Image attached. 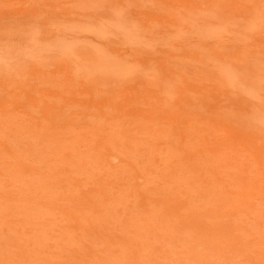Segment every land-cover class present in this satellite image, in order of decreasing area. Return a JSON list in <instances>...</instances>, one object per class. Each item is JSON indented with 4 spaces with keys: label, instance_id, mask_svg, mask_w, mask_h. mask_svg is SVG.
<instances>
[{
    "label": "bare ground",
    "instance_id": "obj_1",
    "mask_svg": "<svg viewBox=\"0 0 264 264\" xmlns=\"http://www.w3.org/2000/svg\"><path fill=\"white\" fill-rule=\"evenodd\" d=\"M132 3H134L133 5L136 7L135 9H138L136 13L134 12L135 16L133 15L132 11L128 10V7L131 6ZM61 4L65 9H68L66 16H61L54 19L50 23V28H48L47 31L44 32L42 29L40 28L35 29L34 27H27L24 30L23 29L18 30L19 35H21L20 36L21 39L19 41H16L15 45H17L16 49L21 47L22 52L20 54L15 53V55L11 56L8 62L9 67L6 68V71H12V73H10L9 76L13 78L12 82L14 83V88L20 90L18 93H15L16 96H18L17 100L19 102L14 101L12 106L13 109H16L18 108V104L22 103L23 101L26 103L31 102L30 104L31 109L29 110L30 112L28 111L25 113L28 116H31L33 119L35 120L37 119V121L31 122L32 119L27 116L29 119H31L30 122L24 120L23 118L22 119L24 120L25 123L21 122V119L20 121H18L17 119L15 121L8 122L9 126L5 132L7 140H0V152H4L3 153L4 156H8L12 158V162L15 164V166L17 165L18 167L21 166L22 164H26V162L23 161V158H25L26 156L30 158H35L33 162L34 164H36V166H38V163L40 164L41 162H43L44 159L46 161H52L54 159V156L51 157L53 153L50 150L46 151L42 149L44 136L46 137L48 135V133L43 131V129H45V126L43 127L42 125L43 120L46 121L47 123H53V124L57 123L55 119L58 113L60 112L61 116L65 115V117H63L64 118L63 123L66 124L72 123L76 120V118L80 120L88 118L90 114H88L87 111L90 108L96 107L95 104H92L90 106L88 105L86 108L82 109L81 111L77 109L68 111V108L71 106V102H65L67 100H64V102L61 104L59 103L57 104L55 102L43 103V98L48 100L56 97V94L53 93L51 89L53 87H59V90H65L67 89L66 86L70 85V83H72L73 81H74L73 83L89 84L92 79L96 78V76L100 74L103 75L104 77H113V80L122 82L123 84L129 83L133 80L136 83L142 81L145 82V84H148L149 86L152 87L150 88L151 91L155 90L154 87H157L156 90L158 92L161 91L164 92V95L161 98L163 99L165 106H167L168 104L171 105L173 102L172 99L174 98L173 96L174 93L177 95L179 94V92H177V89L179 88L178 84L176 83L175 79L169 75L174 72L171 71V69H168L165 66V64H161L163 67L156 69L155 72H149V73H146L139 68L127 67V64L130 63V60H128L125 57V55H126V50L130 48H134L135 50H139V51L140 50L152 51V53L157 55L164 54L166 56H169L172 54L175 57H178L180 55V56H184L189 61H194L195 63L203 64L207 67H212L211 68L212 73L217 76L218 80H220V84H217L216 86V89L220 91L219 94L227 95L226 93H231L237 96L236 99L234 100L230 98L228 95L227 98L226 97L224 98L225 100L232 99L236 103L237 102L242 103L243 106L238 104V106L240 107H236V108L240 111L238 112L240 113L238 116L243 118V120L247 124L245 131H242L245 137L241 136L242 138H239L238 136H240V133L238 132L237 133L238 136H235L233 142L238 141V139L243 141L245 150H249L250 153H252L256 159H247L246 157L249 163H245L244 162L245 160L243 161V159L237 158V155L239 153L238 149L234 151L235 155H231L230 151L226 149L229 147V145H231V143H233L232 140H230L231 137L227 136V134H226V138H229V140L227 139L229 141V145H227L226 143L223 144V142L220 141L222 142V146L223 145L225 146L223 148H220L219 146L218 147L216 146V144L221 145V143L218 144L219 139L217 138H220L223 135L216 137L212 141V139H209L210 134L208 135L209 132L211 133V128L205 126H204L205 128L203 127L199 128L196 125H192L193 119L185 120V122L186 121L187 122L184 124H187L190 127V129L193 128L191 132L192 131L195 132L194 134L192 132V136L195 135L196 133L197 135L191 137V135L187 132V130L184 127L185 132L183 129L182 133L178 134L180 135L179 136L180 140L178 145L173 146L178 153L175 156L176 159L172 160L170 163L168 162L166 168L163 167V169L168 168L169 171L165 173L166 170L164 171L162 169L163 171H161V169H159L162 167L161 165L158 166L159 164L157 163L158 159L156 158V155H152V157H149V160L151 161L150 164L154 163L155 165V167L151 169V171L157 173V175H159L161 179L166 178L168 179V182L169 181L173 182L172 178L176 175V173L171 169L172 164L176 161L179 162L183 161L184 164H187L189 167L194 169L193 173L197 175L196 182L199 181L201 183L195 187L196 189L203 190L202 192H199L197 195L200 198H206L208 200V203L213 208V211L215 212H213L211 210L212 208L209 207L208 209L206 208L203 209L202 213L194 212V210H192L193 213L191 212V210L188 211L187 214L183 212L178 213V209L184 207V203L187 204V202H184L186 201L184 200L183 201L184 203L181 201L180 203H177L176 202L177 196L174 197L167 196L169 194L173 195L172 194L173 189H171L172 191H170L167 188L166 189L168 190V193H166L167 190L163 188V190H165L164 192L167 194V195L165 194L166 197L165 198L162 197L160 200H156V204L154 206L159 207L163 202L165 204L164 212L166 214L170 215L175 211L177 212L175 213V216L176 218H179V220H181L180 224L183 225V226L182 225L178 226L177 222L179 223V221L175 222L177 225L176 226L177 229L175 232H177L176 235L178 237L181 236L178 235V232L179 234H182L183 230L192 227L189 225L190 223H188L190 219L195 220L194 218L192 219V217L197 216L200 217V219H202L201 217H203L207 220L208 218H211V220L215 219L220 222L222 219L221 216L227 217L231 215L230 214L231 212L230 213L228 212L230 207H233L230 209H234L236 207L235 210L237 212L238 206L245 205L247 203L246 200L247 197L251 196L257 199L259 202L264 200V177H260L259 175L260 173L258 172V171L261 172L264 167V162H263L264 160V90L261 88V85H263L261 84V82L262 83L264 82V48L261 47L260 45L262 44L264 46V0H252L250 2L249 0H201V1L183 0L178 5H168L169 3H167V0H63ZM166 6H167L166 9L168 10L167 14H163L162 15L163 17L161 16L163 21L157 22L156 20V16L158 15L157 10L159 11L161 7H166ZM140 8H144L145 11L143 12L140 11L139 10ZM97 10H101V14L98 15ZM150 18H153L156 24L147 23L146 21L149 20ZM250 39H252V42H250ZM258 46H260L261 48ZM82 47L89 49V53H90L89 58H84L80 54V48ZM249 48H252L251 51L248 50ZM177 49H180V51L178 50L177 52H175ZM0 62H2L1 56H0ZM55 63L61 64L64 72H67V74L60 73V75L63 76V79L61 80L54 81L55 78H53L51 81L45 80L43 78V69L47 70L46 68H48V66H52ZM26 65L29 66V69L23 70V68ZM30 70H31L30 75H32V77L28 79V82H30L32 79L33 81L37 79V81H35L37 88L35 91V96L33 97L32 95L29 96L28 94L29 88L28 89L22 88L28 86L25 84L24 79H21L25 77H22V75L19 74V73H23L24 71H30ZM36 74H39L41 77H37L38 75ZM16 75L18 76V78L19 77L21 78L19 79L15 78ZM43 84L47 86L43 87ZM87 87H91V85L90 86L88 85ZM179 90H180V95L178 97V104L179 103L185 104L184 101L186 97L182 95L181 89ZM97 93H101V92L98 90ZM23 95H26V98H20ZM194 97H196L198 103L197 104L195 103L194 107L191 109V113H193V111H197L198 107L203 108L204 112H208V114L211 117L217 116L220 120V123L221 124L223 123L222 124L223 126L225 125L229 126L230 128H228V131H234V128L226 122V120L227 121L230 120L229 117L231 115V113L225 111V109L227 108L226 104L221 105L220 111H210L209 104H207V99H206L210 97V95L207 92L202 91L200 92L199 95ZM28 98H30L32 101L27 100ZM218 101H222V99H219ZM101 108L108 110V112H104L103 114L99 115V119H104L103 121L105 122L107 120L106 116L117 110V105L116 104L110 105L109 103H105L102 105L101 102V104L99 105V109L101 110ZM233 119H236V117L235 118L233 117ZM101 121L102 120H100V122ZM107 129L108 128H105L104 130L99 131L96 136V139L94 140L93 149L98 150V154H97L98 157L97 160L95 161V164L100 165L101 158L105 159L104 161L106 162L109 161L112 166H116V165L120 166L118 165L120 163L121 165L125 164L128 167L127 170L131 172L130 175L132 174V178H136L135 181L138 180L137 181L138 183H135L136 186L137 187L141 186V184H139V180L140 183L142 181L144 182L145 177H143L144 173L142 174L140 172L141 174H139L140 171L139 169H141L140 167H142L146 162L145 159H142L140 157L138 159V157H136L138 152L142 150V148H140L141 144L139 145V147H134L133 145L128 143L126 145L127 152L125 150L124 151L125 153L123 152L124 155L122 157L121 156L122 153L120 155L118 152L112 151L110 145L113 139L111 137L113 136L112 134H109L107 132ZM176 134L174 133V135ZM29 136L30 139H32L31 141L28 138ZM159 136L160 135H156L153 137V139L154 140L158 139ZM252 137H254V139L260 143L253 144L254 139H252ZM24 138H26L27 141H25ZM39 138H41L40 139L41 142L37 140ZM189 138H190V142L194 140V142H191L193 148L195 147V145L197 146L195 147L197 148L195 151L194 149L193 151L191 150L192 148V146H190L191 144L187 145L185 143V140L188 141ZM8 139L10 141L12 140V142L20 141L22 139V142L19 143L18 145L15 144L17 146L14 147L12 142L11 144L8 142L9 141ZM141 139H135V140L137 141V143H139V140ZM222 139L220 138V140ZM44 140L49 141L51 143V139L49 138ZM198 140L200 141V143L198 142L197 145L196 143ZM203 142L207 143L205 146L206 149L203 146L205 144ZM208 142H210L209 143L210 145L208 144ZM14 143H18V142H14ZM164 143L166 142L163 141V144ZM161 144L162 142H159V145ZM212 144L215 145V147L211 146ZM172 145H174V143ZM199 145L202 146L203 148L200 147ZM38 146H40V148L37 149ZM189 146L191 147L190 149H188ZM55 148L58 149L57 154L61 155V158H63V160L69 161L70 163L74 164L75 169L77 171H83V168L86 169V166L88 164L86 157L78 154L77 155L72 154L70 151L72 148H70L69 145L57 146L52 148V150H54ZM100 149H102V151H100ZM64 150L66 151L64 152ZM207 151L213 153L207 155L205 154V152ZM180 153L181 155H179ZM126 154L129 155L128 159H126L125 157ZM213 154L215 155L212 156ZM72 156H74V159L71 160ZM124 157L126 161L123 160ZM210 157H214V158L211 159ZM129 158L133 161H131ZM197 159H199L198 162H196ZM134 160H136L137 163L136 161L134 162ZM254 160H256L258 165L260 164L259 166L261 167H255L251 169L252 166L250 165V163L253 162ZM218 161H221L223 163L215 165V163H217ZM33 162L31 161V163L28 164L30 168H33L31 166L33 165ZM137 164L138 165L140 164V167L139 166L137 167ZM226 165L230 169H228L227 171L221 170L222 167ZM44 166L47 167V165H42L39 168H36L37 174L39 173L38 169H43ZM103 166H104L103 164L102 166H100L101 170L102 168H104ZM4 168H7L6 162H2L0 164V176L6 175V172H4L3 170ZM11 170L14 171L16 169H11ZM106 170H103L105 172L103 173V175L101 174L102 176L95 178V182L98 184V187L87 188L85 190H82L84 188L81 189L82 185L77 182L78 179L76 177L70 176V178L73 180L72 181L73 185L76 187V189L80 190V197H77L74 196L73 194L66 192L65 189L67 188H64L66 187V185L62 183L64 178L57 176L58 174L64 173L65 171L72 172V170L65 168L63 165H59V164L50 165L48 171L45 174L47 183L44 188L50 189L49 196L53 197V199L54 196L57 194L55 200L59 202L63 201L62 205H64V207L62 208L63 209L62 212H64L66 217H68L70 220L76 221L74 224H69V228L73 229L74 231H78V230L83 231L77 234L79 238L83 237L84 239H87L86 237L92 236L90 232H93L94 235L99 233L105 237L106 240L105 242H107L108 245L112 246L118 244V242L116 241L117 239L116 238H115L116 240L114 239L113 237L114 235L112 236L109 235L110 232L107 229L111 228V226L108 227L107 225H103V221H105L106 218L109 217L108 213H110V211L107 209L105 210L103 209V207L97 205V200L93 201L91 195V193L93 192L101 196L103 198L101 201L102 203H106L110 201V199L111 200L113 199L111 196L108 195L107 187L113 186V184L115 183L114 179H109L108 177L103 178V177L107 175L106 173H109L108 174L109 176L112 175L113 174L112 171L115 169L111 171H109V169ZM115 171L117 173V170ZM121 172L122 170L118 169V174H120ZM207 172H210L209 173L210 176L208 175L209 177L207 176L206 178L205 173ZM222 172L224 173V175ZM249 172H251L252 174L249 175L250 174ZM211 174L215 178V180L213 179V177H211ZM46 179H42V181ZM190 179L187 180L185 179L186 181L184 180V182H186V184L188 183L189 185L193 184L195 181L192 178ZM212 180L214 181L212 182ZM213 183L214 184L216 183L217 185H214ZM212 184L218 188H220L221 185L223 187V188L221 187L222 191L224 192H221L220 195H217L216 193L217 188L213 187ZM230 184H233L234 188L230 189L231 187ZM122 185H124V183L122 182L117 183V187L119 188L120 191L124 190L123 188L120 189ZM118 188L116 189V191L118 190ZM76 189L75 191H77ZM135 193H136L135 195H137L140 199V201L138 202L139 206L141 205L143 206V211H145L146 214L144 215L143 218L139 220L140 222H142L141 226L137 225L138 220L131 222L129 219L123 217L121 219L122 222L121 223L119 222L120 225L124 227L123 233L132 234L133 236L132 238H136L140 233L139 236L143 238L145 237L144 239L145 241L149 239H152L154 241V239H156L154 242L151 241L148 246L150 247L152 245L151 247L153 248L151 249H153L154 252L157 253L161 252L162 247L160 245H157V243L160 242L161 239H163L164 237L162 233L160 234L159 232H157L160 231L159 226L161 225L159 226L157 225L159 228L158 227L155 228L154 226L156 225H152L151 223H152V219H154V221L155 220L161 221L160 217L162 215L160 214L156 215L153 212L151 213L152 209L149 210V208H147V204L145 203L148 196L145 195L142 192V190L136 189ZM222 193H224L225 195ZM162 194L164 195L163 192ZM8 195L9 194H6L4 196H8ZM38 197H40V195L36 194V197L33 198L30 197V198L34 199ZM234 197H238L236 201L239 202L238 203L239 205L237 204L234 206V202H236L233 199ZM23 198L21 200L23 202L29 200V198L27 197L24 199ZM232 200H234V202H231ZM232 203L233 206H230L228 208L227 206L232 205ZM178 205L180 208L178 207ZM213 206H215L216 208ZM225 206H226V210L224 209ZM91 207L93 208L92 211L97 214L96 216L98 219H95L97 220L96 224L91 223L90 220H88L87 218L88 216L85 215L83 216L82 213L84 212V210L88 212L89 210H91L90 209ZM214 209H217L218 211ZM117 212L118 214L121 215L120 209H118ZM106 215L107 217H105ZM173 215L171 214V216ZM6 216H9V214L4 213L0 215V223L3 225L6 223V220L3 221V219ZM84 217L86 218L83 221L82 219ZM216 217H218V219L220 220H218ZM28 220L27 218L24 219L20 217V218L8 219L7 221L12 222L14 224H19L23 226V228L26 225H29L25 227L24 232L25 234L27 233L30 234L34 231V226H33L34 223ZM163 220L166 221V219ZM197 220L196 222L194 221L192 222L200 223L198 225L202 224L200 227L204 226L205 222H199V221L197 222ZM223 220L221 221V223L226 222V221L224 222ZM165 221L163 222L161 221L159 223H163L164 225H166L167 222ZM156 222L158 223V221H155L154 223ZM85 223L87 224V226H85ZM168 225L170 224H167L166 226L168 227ZM172 225L173 224H171V228L169 227L167 228L166 226H164L166 227L165 229L162 226L163 227L162 229H164V234L166 233V230L168 232L169 229L172 230L173 228H176V227L172 228ZM65 226L67 227V225ZM97 227L99 228L96 229ZM200 227H198L199 231L198 230L197 231L201 233V236H203L205 239L203 241L202 240L203 238L201 237L202 244H204L205 248L219 252L221 249H223L219 245L222 243V245L224 246L225 245L233 246L232 248H230V251L232 252L231 254H237L238 252H240L237 251L238 248L235 246L238 242L235 241L234 239L228 238V240L227 239L221 240V237L224 236L228 237V236L221 235V237H219L220 236L218 234L219 232L217 233L218 234L217 236L211 229L210 231L213 233L205 232L206 230L200 232V230H203L200 229ZM20 229L21 228H18L16 229V231L18 230V232H20ZM57 229L53 230V232L58 231ZM192 230L194 231L195 229ZM59 231L61 232V227L59 228ZM173 232L174 231H172L171 233ZM194 232L196 234V231ZM48 234H50V231L48 232ZM62 234L58 233L56 237L61 240L59 241V244L62 246L63 249H65L63 251H67L66 248L69 246L70 242L68 243L67 247H65V244H67L65 242H67L68 239L69 241L73 239H71L69 235H68L69 237L67 235L66 237L64 236L62 237L61 236ZM211 234L213 235L211 236ZM173 235L170 234V236L169 235L168 236L171 239V236ZM199 235L195 237H199ZM132 238L128 240L129 242L130 240L132 241L130 242V244H128V242L126 243V241L123 242L125 243V247L127 248L126 250L129 252L127 253L128 254L127 259L128 258L130 259L129 255H131V259H133L134 263L142 264L141 263L142 255L140 256L139 252L142 251L143 248L145 247L139 248L141 246L140 245L141 241L139 242L133 241ZM190 238L193 241L194 235H192ZM237 238L239 239V237ZM8 239L9 241H14L12 244H10V246L15 248L11 252L13 254V257L10 256L11 253L8 254L9 251H7L6 253H4L6 258L3 259L2 263H1L2 258H0V264L29 263L28 256L26 254L28 251H31L35 248H32L30 250L25 249L27 251L25 250L20 251L19 249L20 248L23 249V247L26 248V245L30 247L31 243L35 244L34 242L35 239L33 238L34 239L33 242L30 240L31 237L29 239H22L21 242H16L17 240H14L11 237H8L7 240ZM165 240H167V238ZM180 240H183L182 237L180 238L178 237V241ZM195 240H197V238ZM29 241H31V243H29ZM2 243L8 244V241ZM102 243L103 241H99L97 245H100ZM259 244L262 245L264 244V242L261 243L260 241ZM94 247L95 246H93L91 242L87 243L86 241V245L81 244L78 248H68L69 249V252L67 251L68 255L64 253L63 256V254L61 255V253H53L52 254L53 258L50 260L47 259L45 261V264H79L80 263V262L75 263L74 262L75 260H79L83 262L81 264H89L88 263L90 261L89 259H87L88 262L79 259L82 258V256L83 257L85 256L81 253V250L84 248L88 250L87 257H89V255L91 254H93V256L95 257V258H92L93 256L91 258L89 257L90 259H94L90 261L91 264H106L108 263L107 261L112 260V259L106 260V258H110L109 256L110 254L114 255L119 253L118 248L111 249L109 252H107L108 248L106 246L101 248L95 247L96 249H94ZM189 248L191 247L189 246ZM0 249H1L0 251H2V248ZM262 250L264 251V249ZM248 251L253 252L252 249H249ZM98 252H100L101 255ZM165 252L167 251L165 250ZM20 254H22V256H20ZM81 254L82 256L80 257ZM191 255L193 257L196 256L195 253L194 254L192 253ZM59 256H61L63 260L61 258H59L61 261L59 259L58 260L54 259L55 257L58 258ZM158 257L159 256L157 255V257L154 258L157 259ZM6 259L10 260L9 263H5ZM155 259H151L152 262L155 261ZM259 260H256L255 262L252 263L264 264ZM119 262H121V259L119 260ZM154 263L159 264L160 262L157 260V262H153V264Z\"/></svg>",
    "mask_w": 264,
    "mask_h": 264
},
{
    "label": "rangeland",
    "instance_id": "obj_2",
    "mask_svg": "<svg viewBox=\"0 0 264 264\" xmlns=\"http://www.w3.org/2000/svg\"><path fill=\"white\" fill-rule=\"evenodd\" d=\"M62 1L63 0H0V56H1V61H2L0 62V140H7L5 132L8 129L9 121H15L17 119L18 121H20L21 119V122H24V120H27L30 122L31 119H32L31 122L37 121V119L35 120L31 116H28L25 113L31 109L30 107L31 102L26 103L23 101L22 103L18 104V108L16 109H13V106H12L14 101L19 102L17 100L18 96H16L15 93H18L20 90L14 88V83L12 82L13 78L9 76L10 73H12V71H6V68L9 67L8 66L9 58L15 55V53L20 54L22 52V48L19 47L18 49H16L17 45H15V42L21 39L20 37L21 35H19L18 30L19 29L24 30L27 27H34L35 29L40 28L44 32L47 31L48 28H50V23L54 19L61 17V16H66L68 9H65L63 7V5L61 4ZM182 1L183 0H167V3H169L168 5H178ZM250 1L252 0H249V2ZM133 4L134 3H132V5L128 7V10L132 11L133 15L135 16V13L137 12L138 9H135L136 7ZM166 8L167 6L161 7L159 11L157 10L158 12V15L156 16L157 22L163 21L162 15L167 14L168 12ZM139 10L142 12L145 11L144 8H140ZM97 14L98 15L101 14V10H97ZM146 22L149 24H156L153 18H150ZM250 42H252V39H250ZM260 45L261 47L264 48L262 44ZM14 47H15V50H14ZM251 49L252 48H249L248 50L251 51ZM178 50L180 51V49H177L175 52H177ZM80 54L84 58L90 57L89 49H86L84 47L80 48ZM125 57L128 60H130V63L127 64V67L139 68L146 73L155 72L156 69L163 67L161 64H165V66L168 69H171V71L174 72L169 75L172 78H174L176 83L178 84L179 88L177 87L178 88L177 92H179V94L177 95L174 93L172 104L171 105L168 104L167 106H165L164 101L161 98L163 97L164 92L162 91L158 92L156 90L157 87H154L155 90L151 91L150 88L152 87L149 86L148 84H145V82L140 81L139 83H136L133 80L129 83L123 84L122 82L113 80V77H104L103 75H100V74H98L96 78L92 79L89 84L86 83L87 85L85 83L83 84L73 83L74 82L73 81L72 83H70V85L66 86L67 89L65 90H59V87L51 88L52 92L56 94V97L53 99L52 98L48 99V100L43 98V103L44 102H50V103L55 102L57 104L58 103L61 104L64 102V100H67L65 102H71V106L68 108V111L75 110V109L81 111L82 109L86 108L88 105L90 106L92 104H95L96 107L90 108L87 111V113L90 114L88 118L81 119V120L76 118V120L72 123H67V124L63 123L64 121L63 117H65V115L61 116L60 112L58 113L55 119L57 123H54V124L47 123L46 121L43 120L42 125L43 127L45 126V129L47 130L46 131L45 129H43V131L48 133L46 137L44 136V139H47V138L51 139V143L43 139L42 149L46 151L50 150L53 153L51 155V157L54 156V159L52 161H46L44 159L43 162H41L40 164L37 162L38 166H36V164H34L33 162L35 158H30L26 156L25 158H23V161L26 162V164H22L21 166L18 167L17 165L15 166V164L12 162V158L8 156H4L3 154L4 152H0V156H2L0 157L2 158L0 159V164L2 162H6V165H7V168L3 169L4 172H6V175L0 176V215L4 213L9 214V216H6L3 219V221L6 220V223L4 225L0 223V248H2V251H0V258H2L1 263L3 259L6 258L4 253L9 251L8 254H10L15 249L12 246H10V244H12L14 241H9V239L7 240L8 237H11L14 240H17L16 242H21L22 239H29L31 237L30 240L32 242L35 239L34 241L35 244L34 243L32 244L31 241H29V243H31L30 247L26 245V248L23 247V249L22 248L19 249L20 251H23L25 249L30 250L32 248H35L27 252L26 255L28 256L29 263H25V264H45V261L47 259L50 260L53 258L52 256L53 253H61V255L63 254L64 256V253L67 254V251L69 252L68 248H78L81 244L86 245V241L87 243L91 242V244L95 246L96 248L98 247L101 248V247L106 246L108 248L107 252H109L111 249L118 248L119 253L114 254V255L110 254L109 255L110 258H106V260L112 259L111 261H107L109 264H136L134 263L133 259H131V255H129L130 259L129 258L127 259V256H128L127 253L129 252L126 250L127 248L125 247V243H123L124 241H126V243L128 242V244H130V242L132 241L130 240L129 242L128 240L132 238L133 236L132 234H129V233L128 234L123 233L124 227L120 225V223L122 222L121 219L123 217L126 219H129L131 222L138 220L137 225L139 226L142 225V222H140L139 220L143 218L146 213L145 211H143V206L142 205L139 206L138 204L140 199L137 195H135L136 189L142 190V192L148 196V198L145 201V203L147 204V208H149V210L152 209L151 213L153 212L156 215L158 214L162 215L160 217L161 221L163 222L165 221L163 219H166L165 222H167V224H170L168 225L169 228H171V224L174 225V226L172 225V228L176 227L177 225L175 222L177 221H179V223L177 222L178 226L182 225L180 224L181 220H179V218H176L175 216V213L177 212L175 211L174 213H171L172 215L174 214L173 216H171V214L170 215L166 214L164 212L165 204L163 202L159 207L154 206L156 204V200H160L162 197L164 198L166 197L167 195L166 193H168L167 189H169L170 191H172L171 189H173L172 191L173 195L169 194L167 196H173V197L177 196L176 198L177 203H180V201L183 202L184 200H186L184 202H187V204L183 202L184 203V207H182L183 209L180 208L178 205V207L180 208L178 209V213L183 212L187 214V212L190 210L192 213H193L192 210H194V212L202 213L203 209L205 208L208 209L209 207H211V205L208 203V200L206 198H200L197 195L199 192H202L203 190L195 188L197 185L201 183L199 181L196 182L197 175L193 173V170H194L193 168L189 167L187 164H184L183 161L174 162L172 164L171 169L176 173V175L172 178L173 182H170V181L168 182V179L166 178L161 179V177L157 175V173L151 171V169H153L155 165L154 163L150 164L151 161L149 160V157H152V155H156V158L158 159L157 163L159 164L158 166L161 165L162 167L159 169H161V171L166 170L165 173L169 171L168 168L163 169V167L166 168L168 162L170 163L172 160L176 159L175 156L178 153L173 146L178 145L179 143L180 135L178 134H181L185 127V129L191 135V137L197 135L196 133L195 135L192 136V132L193 134L195 133L194 131L191 132L193 128L190 129V127L187 124H184L187 122V121L185 122V120H188V119H193L192 121L193 123L191 122L192 125H196L199 128L200 127L201 128L202 127L211 128V133L209 132L208 135L210 134L209 139H212V141L216 137L223 135L222 137H220L221 139L223 138L222 140H220V138H217L219 139L218 144L221 143V145L216 144V146L217 147L219 146L220 148L225 147L224 145L222 146V142L223 144L226 143L227 145H229V141H228L229 138H226V134L227 136L231 137L230 140H232V142L235 136H238L237 135L238 132L240 133V136H238L239 138H242L241 136L245 137L242 131H245L247 124L243 120V118L238 116L240 114L238 112L240 111L236 108V107H240L238 106V104L242 105V103L240 102L236 103L235 101H233L237 97L235 94L226 93L233 100L232 99L225 100L224 98L225 97L227 98V95L219 94L220 91L216 89V86L217 84H220V80H218L217 76L212 73L211 71L212 67H207L203 64L195 63L194 61H189L187 60V58H185L184 56H180V55L178 57H175L172 54L169 56H166L164 54L157 55V54L152 53V51H142V50L139 51V50H135L134 48L127 49ZM25 69L26 70L29 69V66L26 65L23 68V70ZM46 69L47 70L43 69V78L48 81H51L53 78H55L54 81L61 80L63 79V76H61L60 73L67 74V72H64L62 65L58 63H55L52 66H48V68ZM30 73H31V70L24 71L23 73H19L22 75V77H25V78H21V77L19 78L24 79L25 84L28 86V87L25 86L22 88H26V89L29 88L28 94L29 96L32 95L33 97L35 96V91L37 88L35 84L36 83L35 81H37V79L35 81H33L32 79L30 82H28V79L32 77ZM36 75H38L37 77H41L39 74H36ZM16 76L15 78H18V76L17 77ZM261 84L264 85V82L263 83L261 82ZM88 85L89 86L91 85V87H87ZM263 85H261V88L264 90ZM46 86L47 85L43 84V87H46ZM179 89H181L182 95L186 97L184 101L185 104H181V103L178 104V97L180 95ZM98 90L101 93H97ZM202 91H205L210 95V97L206 98L207 104H209L210 111H220L221 105H225V104L227 105V108L225 109V111L228 113H231V115L229 117L230 120L228 121L226 120V122L234 128V131H228V128H230L229 126L227 125L223 126L222 125L223 123L222 124L220 123V120L217 116L211 117L208 114V112H204L203 108L198 107L197 111H193V113H191V109L194 107L195 103L196 104L198 103V100L194 96L199 95L200 92ZM20 98H26V95H23ZM219 99H222V101H218ZM27 100L32 101L30 98H28ZM101 102H102V105L105 103H109L110 105L111 104L117 105V110L111 114H108L106 116L107 120L105 122L103 121L104 119H99L100 114H103L104 112H108L107 109H104V108H101V110L99 109V105L101 104ZM27 116L31 119H29ZM233 117L234 118L236 117V119H233ZM100 120L102 121L100 122ZM105 128H108L107 132L109 134H112L113 136V137L110 136L111 138H113L111 145H110L112 151L118 152L120 155L122 153L121 155L122 157L125 153L124 151L126 150L127 152L126 145L128 143H130L134 147H139V145L141 144L140 148H142V150L139 151L136 156L138 157V159L140 157L142 159H145L146 161L142 167H140V164L139 165L137 164V167L139 166L141 168L139 169L140 170L139 174L144 173L143 177H145L144 182L142 181L140 183V180H139V184H141V186L139 187L136 186L135 183H138L137 182L138 180L135 181L136 178H132V174L130 175L131 172L127 170L128 167L125 164L121 165L120 163L118 164L120 166H117V165L112 166L109 161L106 162L104 161L105 159L103 158H101L100 165L95 164V161L97 160V157H98L97 155L98 150L93 149L94 140L96 139L98 132L104 130ZM185 129H184V132H185ZM174 133L175 134L177 133V134L174 135ZM81 135H84V136H81ZM156 135H160V136L158 139L154 140L153 137ZM23 136H26V135H23ZM28 138L30 141L32 140L30 139V136ZM40 139L41 138L37 140L40 141ZM135 139H141V140H139V143H137ZM252 139H254V137H252ZM24 140L27 141L26 138H24ZM135 141L137 144L135 143ZM163 141H165L166 143L163 144ZM8 142L11 144L12 140L11 141L9 140ZM14 142H18V143H14ZM21 142H22V139L20 141H13L12 143L15 147ZM159 142H162L163 145L162 144L159 145ZM191 142H194V140ZM191 142H190V138L188 141L185 140V143L187 145H190ZM198 142L200 143L199 140L197 141V143L196 142L195 143L198 145ZM253 142H254L253 144L260 143L256 141L255 139ZM173 143L174 145H172ZM209 143L210 142H208V144ZM206 144L207 143H205L204 145L202 144L205 149H206L205 147ZM68 145L70 146V148H72L70 150L72 154L74 155L78 154V155L86 157L88 164L86 166V169L83 168L84 172L77 171L75 169L74 164L70 163L69 161L63 160V158H61V155L57 154L58 149L55 148L54 150H52V148L57 147V146H68ZM190 146H192V144ZM190 146L188 149L191 148ZM211 146L215 147V145L213 144ZM195 147L197 146L195 145ZM195 147L193 148L192 146L191 150L193 151L194 149L195 151L197 149ZM38 148H40V146H38L37 149ZM226 149L230 151L231 155H235L234 151L238 149L239 153L237 155V158L243 159V161L245 160L244 161L245 163H249L247 159H256L255 156L252 153H250L249 150H245L244 142L241 141L240 139H238V141L236 142L234 141L233 143H231V145H229V147ZM65 151L66 150H64V152ZM100 151H102V149H100ZM211 153L213 152H208V151L205 152V154L207 155H210ZM179 155H181V153ZM214 155L215 154H213L212 156ZM125 157L126 159H128L129 155L126 154ZM125 157L123 160H125ZM210 158L213 159L214 157H210ZM72 159H74V156L71 157V160ZM31 161L33 162V165H31L33 168H30L28 166V164H30ZM135 161L136 160H134V162ZM198 161L199 159L196 160V162ZM220 163H223V162L218 161L217 163H215V165L220 164ZM57 164L63 165L65 168L72 170V172L65 171L64 173H60L57 176L64 178L62 183L66 185V187H64V188H67L65 189L66 192L73 194L74 196H77V197H80V190L76 189V187L73 185L72 183L73 180L70 178V176L76 177L78 179L77 182L82 185L81 189L84 188L82 190H85L87 188L98 187V184L95 182V178L102 176L103 173L105 172L103 170H106V169H109V171L113 169L117 170V173L115 170H113L112 175L109 176L108 175L109 173H106L107 175L103 177V178L108 177L109 179H114L115 183L113 184V186L107 187V193L109 196L113 198L112 200L110 199V201L106 203H102L101 201L103 198L101 196L93 192L91 193V195H92L93 201L97 200V205L103 207V209L105 210L107 209L110 211V213H108L109 217H107V215L105 216L108 219L106 218V220L103 221V225H107L108 227L111 226V228L107 230L110 232L109 235L111 236L114 235L113 237L114 239L115 238L117 239L115 240L118 242V244L112 245V246L108 245V243L105 242L106 241L105 237L102 236V234H99L97 232H96L97 233L96 235H94L93 232H90L92 236L86 237L87 239H84L83 237L79 238L77 234L83 231L81 230L74 231L73 229L69 228V224H74L76 221L70 220L68 217H66L64 212H62L63 210L62 208L64 207V205H62L63 201L59 202L55 200V197L57 196V194L54 196V199H53V197L49 196L50 189L44 188L47 183L45 174L48 171L49 166L57 165ZM102 164L104 165L103 166L104 168H102L101 170L100 166H102ZM42 165H47V167L44 166L43 169H38L39 173L37 174L36 168H39ZM146 165H147V168H146ZM250 165L252 166L251 169L255 167H261L259 166L260 164L258 165L256 160L251 162ZM11 169H16V170L12 171ZM118 169L122 170L120 174H118ZM228 169L230 168L226 165V166H223L221 170L227 171ZM258 172L260 173L259 174L260 177H264V167L261 172L260 171ZM209 173L210 172L205 173L206 178L209 175ZM249 173H248L249 175L252 174L251 172ZM211 177H213L212 174H211ZM190 178H192L195 182L191 185H189L188 183L186 184L184 180L185 179L187 180ZM42 179H46V180L42 181ZM213 179L215 180L214 177ZM214 180H212V182ZM120 182L124 183V185H122L120 188V189L123 188L124 189L123 191H120L119 188L117 187V183H120ZM214 185H217V184L215 183ZM214 185L213 187H216ZM230 186H231L230 189L234 188L233 184H230ZM221 187L222 186L220 185V188L218 187H216L217 189L215 188L217 195H220L221 192H224L222 191L223 187L222 188ZM117 188L119 192L118 190L116 191ZM163 188L165 189L167 188L166 193L164 192L165 190H163ZM75 189L77 191H75ZM161 191L164 193V195L162 194ZM6 194H9V195L4 196ZM36 194H39L40 197L34 198L36 200L31 199L33 197H36ZM23 197L24 198L27 197L29 198V200H27L26 202H23L21 201ZM233 199L236 201L238 197H234ZM234 200H232L231 202H234ZM246 200H247V203L245 205L238 206L237 212L235 210L236 207L234 209H230V208H233V207H230V206H233V203L232 205L227 206L228 208L230 207L229 211L228 210L227 211L229 213L231 212L230 213L231 215L227 217L221 216L222 218L221 221L224 219L223 221L224 222L226 221L225 223H221V221L219 222L215 219L211 220V218H208V217H206L208 218V220L203 217H201L203 220L197 216L192 217V219L194 218L195 220L190 219V221L188 222L190 223L189 225L192 227L183 230L182 234H179L178 232V235H181L178 237L179 238L182 237L183 239L180 241H178V237L176 235L177 232H175L177 227L173 228L174 230L169 229L168 232L166 230V233H165L166 235H165L164 229L167 227L166 226L167 224L164 225L163 223H159L161 222L160 220H155V221H158L159 223L158 224L156 222L157 223L156 224L154 223L155 222L154 219H152L151 224L156 225L154 226L155 228L161 225L159 226L161 232L160 231H157V232H159L160 234L162 233L164 237L163 239H161L160 242L157 243V245H160L162 247V251L158 253L154 252L153 249H151L153 248L151 247L152 245L150 247L148 246L151 241L154 242L156 239H154V241L152 239L145 241L144 240L145 237L144 238L140 237L139 236L140 233H139L136 238H132V239L133 241H138V242L141 241L140 242L141 246L139 248L145 247L143 248L142 251L139 252L140 256L142 255L141 263L142 264H153V262H157L158 260L160 262L159 264H253L252 262H255L256 260H259V259H260L259 261L264 263V251L262 250L264 249V244H262L263 246L259 244L260 241L261 243L264 242V234H263V231H264V200L259 202L257 199L251 196L247 197ZM238 203L239 202L237 201L234 202V206L237 205ZM198 205L200 206V208ZM90 209L91 210H89L88 212L84 210V212H82L83 216L84 215L88 216L87 217L88 220H90L91 223L96 224L97 220L95 219H98L96 216L97 214L92 211L93 210L92 207ZM118 209L121 210V215L118 214L117 212ZM224 209L226 210V206ZM211 210L213 211V208ZM214 210H217V209H214ZM20 217L24 219L27 218V220L29 219L28 221H31L34 223L33 225L34 231L32 233L25 234L24 232L25 227L29 225H26L23 228V226L19 224H14L12 222L7 221L8 219L20 218ZM85 218L86 217H84L82 220L84 221ZM216 218L218 219V217ZM196 220L197 222L198 221L205 222L204 226H202L203 228L200 227L202 224L198 225L200 223H194L196 222ZM65 225H67V227ZM59 226L61 227V232L59 231V228H60ZM85 226H87L86 223H85ZM162 226L163 227L166 226V227L162 229L163 228ZM198 227H200V229H203V230H200V232L206 230L205 232H210V233L214 232L217 236L219 234L220 235L219 237H221V235L228 236V237H225V236L221 237V240L223 239L228 240V238L234 239L235 241L238 242L235 246L238 248L237 251H240V252H238L237 254H231L232 252L230 251V248H232L233 246L225 245L226 246L225 247L224 245H222V243L219 245L223 249H221L219 252L205 248L204 244H202V240L204 241L205 239L203 236H201V233L198 232L199 231ZM18 228H21L20 232H18V230L16 231V229ZM98 228L99 227H97L96 229ZM55 229H57L58 231L53 232V230ZM192 229H195L194 231H196V234ZM210 229L213 232H211ZM214 230L215 231L217 230V231L215 232ZM49 231H50V234H48ZM170 231L171 232L174 231L173 233L175 237L173 233H171ZM58 233L62 234L61 235L62 237L63 236L66 237V235L67 236L69 235L71 239H73L71 241H69L68 239V241L65 242L67 243L65 244V247H67L68 243L70 242L69 246L66 248L67 251H63L65 249H63L62 246L59 244V241L61 240L56 237ZM170 234L173 235L171 236V239L169 237ZM197 234L198 235L200 234L199 237H195V236H198ZM192 235H194V240L197 238V240H195L196 242L194 240L192 241V239L190 238ZM212 235L213 234H211V236ZM237 237H239V239ZM166 238L167 240L169 239L170 241L165 240ZM79 240L82 242H80ZM5 241H8V244L2 243ZM99 241H103V243L100 245H97ZM189 246L191 248H189ZM95 247L94 249H96ZM249 249H252L253 252L252 251L249 252L248 251ZM165 250L167 252H165ZM185 250L187 251V253ZM87 251L88 250L85 248L81 250V253L85 256L83 257L81 254L80 257L82 256V258H79L80 260H84L85 262H88L87 259H89L90 261L94 260V259H90L93 256V254L89 255L90 258L87 257V254H88ZM151 251L154 254H152ZM98 253L101 255L100 252ZM192 253L193 254L195 253L196 256L193 257L191 255ZM157 255L159 257L155 259L154 257H157ZM10 256L13 257V254L11 253ZM20 256H22V254H20ZM59 258L62 259L61 256H59L58 258L55 257L54 259L58 260ZM92 258H95V257L93 256ZM120 259H121V262H119ZM151 259H155V261L152 262ZM130 260L133 262H131ZM9 261L10 260L6 259L5 263H9ZM90 261L88 262L89 264H91ZM74 262L75 263L80 262L79 264L83 263L79 260H75ZM154 264H157V263H154Z\"/></svg>",
    "mask_w": 264,
    "mask_h": 264
}]
</instances>
